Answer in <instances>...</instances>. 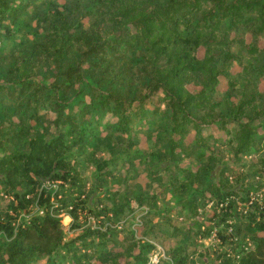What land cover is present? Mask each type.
<instances>
[{
  "label": "trees",
  "instance_id": "16d2710c",
  "mask_svg": "<svg viewBox=\"0 0 264 264\" xmlns=\"http://www.w3.org/2000/svg\"><path fill=\"white\" fill-rule=\"evenodd\" d=\"M263 82L264 0H0V191L10 198L0 211V264H60L62 249L79 261L88 257L84 247L117 241L107 229L97 231L96 244L75 245L87 233L66 244L59 213L72 206L75 217L83 201L69 204L52 185L83 193L78 156L102 143L128 157L142 154L134 149L140 118L154 125L153 176L165 164L178 209L196 215L208 194L220 209L215 219L250 201L222 164L224 151L202 132L211 125L226 131L235 159L264 148ZM110 115L116 120L104 121ZM192 161L195 168L183 166ZM259 161L263 174L264 154ZM135 195L137 207L157 204V194L139 188ZM255 209L259 219L248 214L254 246L240 264H264V208ZM121 244L99 261L146 264L155 247L133 233ZM184 248H170L164 264H186Z\"/></svg>",
  "mask_w": 264,
  "mask_h": 264
},
{
  "label": "rangeland",
  "instance_id": "374dc122",
  "mask_svg": "<svg viewBox=\"0 0 264 264\" xmlns=\"http://www.w3.org/2000/svg\"><path fill=\"white\" fill-rule=\"evenodd\" d=\"M58 2L63 3L64 0H58ZM238 69V65L235 64L232 71L236 73ZM260 87L264 91V82ZM191 88L197 89L194 86ZM227 88L228 80L226 77H222L218 89L225 91ZM107 119L116 120L111 115L104 121ZM148 121L149 119L140 118L135 122V129L140 130L136 136L138 143L134 149L140 150L142 154L128 157L114 152L107 143H102L97 148H90L88 153L78 156L81 165L85 166L83 176L86 179V187L83 193L71 192L69 185L61 184L62 181H58L55 183L57 185L53 186L54 189L60 190V195L68 198L69 204L83 201L75 217L69 213L72 206L65 207L59 213L66 230L64 239L66 244L71 243L72 240L84 233L89 234V237L76 240L75 245H90V242L96 244L100 239L98 230L106 232L108 229V232L112 231V236L116 235L118 238L116 242L106 239L108 241L102 246L84 247L81 254H87L88 257L81 255L82 259L79 258V261H73L72 254H69L66 249H62L60 254L66 257L60 264H102L99 261V255L108 250L122 251L121 243L124 244V241H128L131 233L137 239L155 246L149 251V260L154 255H158L159 262L157 264H164V261L170 256L169 249L175 248L179 244L185 247L183 255L188 257L186 264H240L242 255L254 246L252 232L248 227L251 221L250 215L256 214L258 219L261 216V212L257 209L252 212L253 207L257 205L264 208V172L263 174L258 173L263 167L259 161L264 154L263 146L258 145L250 153L235 159L231 148L224 143L228 138L226 131L219 129L216 125L203 129L202 134L209 137L210 146L221 148L224 151L222 164L234 170L230 178L235 177L236 179L238 175L239 182L235 184V187L238 189L244 186L243 189H239L241 190L239 196L252 199L255 203L251 206L249 201H238L227 214L221 213L222 215L213 219L211 216L215 212L217 202L207 194V200L198 207L197 214L190 216L178 209L175 204L176 200L166 188L171 173L164 169L165 164L157 169L161 177L154 178L153 154L157 147L154 144L155 133L152 131L154 125ZM229 128L234 130L235 127L230 125ZM260 130L262 131V128ZM196 135L195 131L191 132L185 141L191 144ZM104 136L105 133L102 137ZM91 152L95 153L97 160L103 162L100 169L91 156ZM188 165L196 167L194 161L183 164V166ZM60 184L63 186L60 187ZM139 188L149 194H157V204L137 207L134 200L135 192ZM9 202V196L1 190L0 211H3ZM131 203L134 204L133 211L128 210ZM148 209H152V212L148 213V218H143ZM216 210L217 213H220V209ZM249 212H251L250 215H248ZM72 224L75 225L73 228ZM175 227H182L183 234L174 235ZM187 230L191 231L190 239H186V235H184ZM45 263L46 260L38 262V264ZM121 263L126 264L124 258Z\"/></svg>",
  "mask_w": 264,
  "mask_h": 264
},
{
  "label": "built area",
  "instance_id": "2783aa9c",
  "mask_svg": "<svg viewBox=\"0 0 264 264\" xmlns=\"http://www.w3.org/2000/svg\"><path fill=\"white\" fill-rule=\"evenodd\" d=\"M56 185L57 184H53L52 186L55 187ZM61 197H62V195L59 194V198H61ZM249 203L252 204L253 203V200L251 199L249 201ZM167 259H168V257H167ZM158 262H159L158 255H154L153 257L150 258V260L146 264H157Z\"/></svg>",
  "mask_w": 264,
  "mask_h": 264
}]
</instances>
